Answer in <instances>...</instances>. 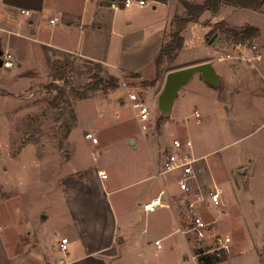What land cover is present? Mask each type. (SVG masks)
I'll return each mask as SVG.
<instances>
[{"label":"crops","instance_id":"obj_1","mask_svg":"<svg viewBox=\"0 0 264 264\" xmlns=\"http://www.w3.org/2000/svg\"><path fill=\"white\" fill-rule=\"evenodd\" d=\"M144 1L143 7L136 2L123 7L124 0H0V51H7L13 57V67L1 69L9 72L16 67L15 77H33L30 84L39 87L53 83L56 88L65 89L67 81L71 87L81 88L90 82L96 69H103L115 78L126 74L136 75L135 80L149 81L155 57L168 41L175 18L184 17L185 9L180 0ZM185 1L196 5L204 2ZM112 2L120 7L112 9ZM50 20L55 21L50 23ZM195 25L202 27L209 48L174 65L175 69L211 62L220 85L211 86L195 74L181 88V101L195 98L201 93L200 88L216 97L217 102L227 104L224 108L233 114L243 106L245 114L251 108L256 109L257 115L264 113V0L258 9L223 3L216 13L204 10L195 21L185 25L180 35L185 28ZM218 28L232 35L233 43L227 53ZM246 28L254 32L248 30L244 38L234 36ZM211 33V39L216 42L209 44ZM180 50L182 47L175 59ZM40 76L44 79L35 81ZM193 79L195 82L190 84ZM159 83L143 87L147 104L156 103ZM178 97L179 94L171 113ZM123 103L121 100L120 104ZM193 116L198 121L197 108L193 109ZM86 133L96 137L94 131ZM135 144L134 140L131 145ZM170 144L155 147L154 152L148 151L142 161L135 162L130 181L120 175L115 177V182L109 181L111 161L77 169L81 171L78 177H69L65 182V211L55 227H43L51 218L45 211H38L35 218L21 214L19 233L12 220L0 226V264H201L193 258L195 252H191L190 240L177 232L180 227L177 228L176 209L160 208L150 214L141 209L143 202L160 192L168 204L180 192L177 174L156 176L162 154ZM192 151L201 160L207 178L218 184L209 165L202 162L216 149L198 154L192 143ZM258 168L257 162L246 157L236 160L226 172L235 185L240 180L255 179L264 184ZM98 172H104L105 178ZM213 174L216 178L223 175ZM153 179L158 180L156 187H152L153 195L136 192L138 189L131 197L129 189ZM175 234L180 235L181 243L174 238ZM62 238L67 239L64 251L59 247ZM155 241H159V247ZM149 251L157 258L148 259ZM214 264H264V241L245 242L236 247L231 243L227 256Z\"/></svg>","mask_w":264,"mask_h":264},{"label":"rangeland","instance_id":"obj_2","mask_svg":"<svg viewBox=\"0 0 264 264\" xmlns=\"http://www.w3.org/2000/svg\"><path fill=\"white\" fill-rule=\"evenodd\" d=\"M218 31L223 37L224 53H227L233 43L232 35L222 28H218ZM202 32L200 25L185 28L180 35L184 42L177 58L164 59L157 79L154 67L147 79L149 81H144L160 82L156 90L157 96L167 72L209 48ZM212 33L209 35L210 39L213 37ZM4 70L0 68L1 227L12 220L15 231L19 233L21 214L35 218L38 211L51 214L50 221L43 225L44 228L55 227L65 211V182L69 177H78L81 171L78 172L77 169L111 161L113 165L107 172L109 181L115 182V177L119 175L125 181H130L135 162L142 161L148 151L154 152L159 145L165 146L174 139L183 140L188 137L198 154L216 149V152L208 154L202 162L207 163L215 174L223 173L216 178L212 172V176L225 191L224 215L219 216L216 210L208 206L198 208V214L205 221H213L219 216L210 227L211 235L229 234L234 247L245 242L264 241V184L255 179L240 180L235 185L226 172L236 160L252 158L258 164V176L261 174V180H264V113L257 115L256 109L251 108L245 114L243 106L233 114L224 108L227 104L217 102L216 97L209 96L212 94L199 88L200 94L185 101H181L180 89L171 115L160 117L157 116L156 103L149 101L147 104L148 100L143 95L144 82L126 74L117 78L116 89L102 92L78 91L80 88L71 87L67 81L64 82L65 89L56 88L53 83L39 87L35 83L30 84L29 80L33 77H15L16 67L9 72ZM95 73L103 79L109 77L103 69H96ZM43 79L44 76H40L35 81ZM121 82H125L146 104L149 109L147 121H138L136 111L121 88ZM111 91V97L105 99ZM61 93L64 94L63 97L59 96ZM80 96L85 98L79 99ZM121 100L123 104H120ZM65 101L72 105L77 123L73 122ZM194 108L199 111L198 121L193 116ZM87 130L96 133L98 144L85 141ZM134 140L136 144L131 145ZM196 167L201 169V173L197 183L199 187H195L194 194L201 192L206 195L207 186L212 184L211 178H207L201 160H198ZM235 176L237 179V174ZM157 184L158 180L153 179L132 187L128 192L134 197V191L139 189L136 192L145 191L146 196H150L154 191L152 187ZM191 197L193 195L179 192L169 201L168 208L177 210V228H184L188 222L184 204ZM164 212L168 215L166 209ZM173 227L176 228L174 224ZM174 238L182 242L180 235L175 234ZM190 243L193 254L199 245L192 240ZM206 244L208 245L203 247L213 246L208 242ZM183 247L187 252V248ZM148 257L157 258L150 251Z\"/></svg>","mask_w":264,"mask_h":264},{"label":"built area","instance_id":"obj_3","mask_svg":"<svg viewBox=\"0 0 264 264\" xmlns=\"http://www.w3.org/2000/svg\"><path fill=\"white\" fill-rule=\"evenodd\" d=\"M132 2H136L138 6H145L144 0H124L123 7H129ZM120 4L117 2L111 3V8L117 10ZM55 20H50L54 23ZM1 68L10 69L13 67V57L7 52L3 51L1 56ZM121 88L126 93V98L130 102L131 107L136 111L138 121L143 122L149 119V109L146 104L141 100L140 96L131 91L125 82H121ZM194 116L198 117V112L194 111ZM84 139L90 141L92 144L97 143L96 137L91 133H86ZM198 158L193 155L192 143L188 138L183 140L174 139L168 150L162 154L159 170L156 176L159 177L163 174L175 173L177 174L176 184L180 192L185 195L192 196L185 202L184 208L187 213L188 222L184 228L177 229L182 236L187 240L194 241L202 248L201 253H194L193 258L198 260L199 256H215L223 260L231 247V237L229 234H213L211 235L210 227L216 222L205 221L202 216L198 214V208L201 206H208L217 211L219 216L224 215L225 202L223 200L224 188L215 182L207 186L206 195L203 193L194 194L195 187L198 185L199 174L201 169L196 167ZM101 178H105L104 172H98ZM199 185L197 186V188ZM168 208L169 205L164 201L163 192H160L156 197H153L141 204V209L145 213H154L157 209ZM218 216V217H219ZM211 243L212 247H203ZM67 239L60 240L59 247L61 250H66ZM154 244L159 247V241ZM197 248V249H198Z\"/></svg>","mask_w":264,"mask_h":264},{"label":"trees","instance_id":"obj_4","mask_svg":"<svg viewBox=\"0 0 264 264\" xmlns=\"http://www.w3.org/2000/svg\"><path fill=\"white\" fill-rule=\"evenodd\" d=\"M182 6L185 9V16L181 18H175L173 22V31L169 36L168 41L161 47L159 52L157 53L154 66L156 69V79L159 75V67L162 64L164 59L173 60L177 51L182 47L183 39L180 36V31L185 27L188 22L195 21L198 16L204 10H210L212 13H216L219 9L221 4H232L240 7H251L253 9H258L263 2V0H204L201 5L190 4L185 0H180ZM254 32L251 28H246L240 33H234V36H240L244 38L247 34V31ZM131 78L137 77L136 75H130ZM92 81L86 84L84 87H81L78 91H102L107 92L109 90H114L117 88L118 79L115 77L109 76L107 79H103L98 74L94 73L91 77ZM155 79V80H156ZM154 81L144 82V86H153ZM60 97H63L64 94H59ZM85 97L80 96L79 99H84ZM67 104L68 109H70L71 118L73 122H76V116L72 109V105L69 101H65ZM203 250L202 248L196 249L195 253H201ZM198 261L201 264H214L220 262L219 258L215 256H199Z\"/></svg>","mask_w":264,"mask_h":264},{"label":"water","instance_id":"obj_5","mask_svg":"<svg viewBox=\"0 0 264 264\" xmlns=\"http://www.w3.org/2000/svg\"><path fill=\"white\" fill-rule=\"evenodd\" d=\"M216 39H210L209 44L215 43ZM2 52L0 51V56ZM1 68V60H0ZM199 74L207 84L218 87L220 80L211 62H204L183 68L171 70L164 77L163 87L156 98L157 116L167 117L170 115L175 99L180 89L195 75ZM132 144V142H131Z\"/></svg>","mask_w":264,"mask_h":264}]
</instances>
